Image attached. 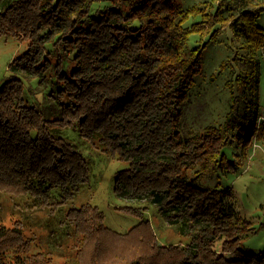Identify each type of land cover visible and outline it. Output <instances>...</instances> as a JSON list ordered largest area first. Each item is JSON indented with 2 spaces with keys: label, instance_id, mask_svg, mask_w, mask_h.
I'll list each match as a JSON object with an SVG mask.
<instances>
[{
  "label": "trees",
  "instance_id": "trees-1",
  "mask_svg": "<svg viewBox=\"0 0 264 264\" xmlns=\"http://www.w3.org/2000/svg\"><path fill=\"white\" fill-rule=\"evenodd\" d=\"M218 4L212 12L206 6L207 14L192 31L229 24L245 53L234 59L245 71L238 79L252 94L239 103L229 81L232 104L224 122L182 137V107L199 71L200 53L186 48L190 31L180 19L205 9L184 10L175 0H0V35H23L27 43L8 64L11 74L0 87V192L28 194L47 205L55 188L64 201L87 184L89 167L82 154L50 132L77 128L86 140L98 135L128 164L115 176V195L154 208L181 240L156 244L151 224L141 218L146 207L121 209L140 220L120 234L104 226L101 211L86 203L66 210L71 235L82 244L72 247L77 257L90 244L101 251L107 239H115L143 245L152 255L112 264H264V252L241 251L255 231L235 208L232 188H202L193 180L237 172L254 140L264 139L255 97L257 51L264 48L257 18L264 1L258 10L247 9L243 0ZM48 45L55 48L53 61ZM63 56L70 57L66 73ZM20 76L37 79L39 86L55 78L57 99H67L59 119L44 122L42 112L26 103ZM231 142L239 148L233 160L222 151ZM1 220L0 264H51L50 252H32L33 240L23 233L21 221L8 227Z\"/></svg>",
  "mask_w": 264,
  "mask_h": 264
},
{
  "label": "rangeland",
  "instance_id": "rangeland-1",
  "mask_svg": "<svg viewBox=\"0 0 264 264\" xmlns=\"http://www.w3.org/2000/svg\"><path fill=\"white\" fill-rule=\"evenodd\" d=\"M175 1L184 10H189L194 6L205 9L204 12L196 14L187 12L186 17L183 13V19H180L181 22L179 20L182 27L190 31L186 48L188 50L198 48L200 53L199 71L193 76L187 101L182 107L183 118L180 133L182 137H189L201 134L207 126L217 127L224 122L232 104L229 81H232L233 92L236 97H239V103L243 97H251L252 93L249 91L250 87H243L238 79L239 73L245 71L238 63L239 61L234 59L237 54L245 53L241 49V40L233 37L229 24L217 23L209 31L202 29L192 31L194 25L202 22L207 11L215 10L222 0ZM263 1L243 0L247 9L252 10H258ZM257 25L264 29L263 13H260L257 18ZM26 48L27 43L23 35H17L16 38L0 35V87L11 74L7 69L8 64L22 55ZM47 51L50 52L53 61L55 48L48 45ZM257 57L260 65L256 73L259 82L255 97L258 98L260 108H264V48L257 51ZM69 69L70 57H64L62 73H66ZM19 79L24 85L26 103L42 112L44 122L60 118V107L67 104V99H57L56 94L60 87L55 78L48 77L47 83L42 86H39L37 79H24L22 76ZM50 132L55 137L63 138L72 144L82 154L89 167L87 184L79 187L70 198L64 201L61 191L55 188L47 205L35 201L28 194L0 192V220L2 219L1 221L8 227L12 226L13 222L21 221L23 233L33 240V253L50 252L53 254L51 264H75L77 256L72 247L75 245L76 249H79L82 244L71 235L72 229L66 219V210L79 208L86 203L101 211L104 226L120 234L127 232L140 220L121 209L132 207L140 211L146 207L147 210L145 209L141 218L147 219L151 224L156 244L167 246L180 243L176 229L166 226L156 216L154 208L119 199L115 195V176L118 171L126 169L128 164L121 161L115 152L107 150L98 135H94L92 140H86L77 128L72 127ZM222 151L227 159L233 160L234 155L239 153V148L235 142H231ZM184 175L190 179L191 173ZM193 180L194 184L202 188H211L216 185L221 188H232L236 197L235 208L242 216L252 221L255 231L243 241L241 251L249 255L262 254L264 252V163L259 165L258 161L249 164L242 162L237 172L216 173ZM151 255L152 253L143 245H136L133 242L119 243L118 240L107 239L103 250L96 251L90 244L83 248L77 259H79V264H92L94 259L98 264H112L118 258H120L119 261L129 258L127 261L129 263L138 259L139 256L147 260Z\"/></svg>",
  "mask_w": 264,
  "mask_h": 264
},
{
  "label": "crops",
  "instance_id": "crops-1",
  "mask_svg": "<svg viewBox=\"0 0 264 264\" xmlns=\"http://www.w3.org/2000/svg\"><path fill=\"white\" fill-rule=\"evenodd\" d=\"M259 114L264 117V108H260ZM253 161H258L259 165L264 163V142H262V140H254L244 164H249Z\"/></svg>",
  "mask_w": 264,
  "mask_h": 264
},
{
  "label": "built area",
  "instance_id": "built-area-1",
  "mask_svg": "<svg viewBox=\"0 0 264 264\" xmlns=\"http://www.w3.org/2000/svg\"><path fill=\"white\" fill-rule=\"evenodd\" d=\"M262 13H263V16H264V11H263ZM259 119H262V120H264V117H262V115L260 114V117H259Z\"/></svg>",
  "mask_w": 264,
  "mask_h": 264
}]
</instances>
